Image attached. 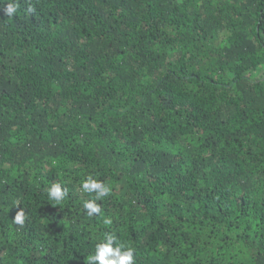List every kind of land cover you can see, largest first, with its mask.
I'll return each mask as SVG.
<instances>
[{
	"label": "trees",
	"instance_id": "1",
	"mask_svg": "<svg viewBox=\"0 0 264 264\" xmlns=\"http://www.w3.org/2000/svg\"><path fill=\"white\" fill-rule=\"evenodd\" d=\"M8 3L0 264H264V0Z\"/></svg>",
	"mask_w": 264,
	"mask_h": 264
},
{
	"label": "clouds",
	"instance_id": "2",
	"mask_svg": "<svg viewBox=\"0 0 264 264\" xmlns=\"http://www.w3.org/2000/svg\"><path fill=\"white\" fill-rule=\"evenodd\" d=\"M2 2V0H0ZM18 5L8 3L0 11L5 16L11 17L17 12ZM31 11V9H29ZM82 188L87 193H95L94 200H87L84 202L83 207L87 210V215L92 216L94 213H100L101 208L95 202L110 194L111 188L106 186L103 182L93 179L91 175L87 180L82 183ZM49 199L55 200L57 203L61 202L65 196V191L62 190L61 184L53 183L47 189ZM16 206H19L18 204ZM25 219V211L20 209L14 217L13 222L16 224H23ZM105 224H111V219H105ZM116 244L113 247V244ZM90 262H98V264H134V249L127 247L125 244L120 243L114 234H106L105 240L96 245V250L93 255L86 258V264Z\"/></svg>",
	"mask_w": 264,
	"mask_h": 264
}]
</instances>
